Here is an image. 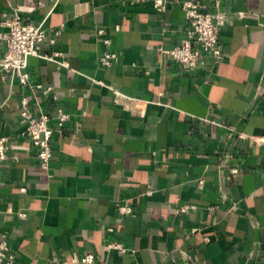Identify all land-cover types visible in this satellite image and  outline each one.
Instances as JSON below:
<instances>
[{
    "label": "crops",
    "instance_id": "0c3cea01",
    "mask_svg": "<svg viewBox=\"0 0 264 264\" xmlns=\"http://www.w3.org/2000/svg\"><path fill=\"white\" fill-rule=\"evenodd\" d=\"M182 1L0 0V30L5 16L41 24L54 55H29L26 83L0 69V240L17 264H264V0H221L223 57L195 67L162 50L191 25ZM25 97L51 125L70 113L47 167L22 134Z\"/></svg>",
    "mask_w": 264,
    "mask_h": 264
},
{
    "label": "built area",
    "instance_id": "2783aa9c",
    "mask_svg": "<svg viewBox=\"0 0 264 264\" xmlns=\"http://www.w3.org/2000/svg\"><path fill=\"white\" fill-rule=\"evenodd\" d=\"M158 9L166 8L167 0H152ZM215 10L208 9V4L202 0H183L182 7L185 15L190 19V27L186 31L182 41L169 48L162 50L171 55L178 62L187 67H195L203 63L207 59H213L217 62L223 57L222 46L220 42V27L226 21V12L221 8V0H213ZM245 11L239 13L240 16L247 15ZM1 24L3 29L0 30V69H4L6 73L12 74L14 77L18 75L21 82L26 83L30 74L26 69L29 55H40L52 58L54 55L41 52L39 45L46 38V29L41 24L24 21L20 15L5 16ZM119 26H117L118 28ZM104 28H99L98 33L103 34ZM54 42L53 39H51ZM106 43L110 42V38H104ZM117 56L115 51H105L100 60L105 65H110ZM37 87H43L46 92L53 90L52 85L44 87L39 83ZM114 99L118 103H122L126 108L131 109L135 113L140 112L141 104L139 98L123 93L118 88H113ZM58 95L53 94V99H57ZM29 99L25 97L22 101L24 109L22 116L27 121V125L22 134L30 139L33 145L37 146V156L42 166L47 167L53 156V137L57 130L59 134L64 132V123L70 117V113L65 111L62 106H58L55 116V124H50L51 116L42 112L40 115H34L28 108ZM241 136L245 133L241 132ZM260 141L264 142V137H260ZM9 143L6 136H0V162L6 160L9 155ZM233 172H237L238 168L233 167ZM122 211H131L129 205H122ZM20 216H26L25 211L19 212ZM107 247H117L126 250L127 247L119 241H111ZM0 264H17L16 254L11 249L8 240H0ZM52 264H108L106 261H100L95 258L94 253L86 252L82 255L74 254L71 261L57 260ZM138 264V263H137Z\"/></svg>",
    "mask_w": 264,
    "mask_h": 264
}]
</instances>
